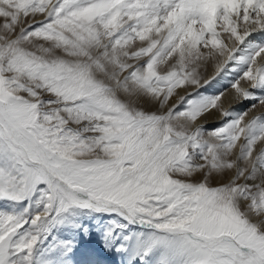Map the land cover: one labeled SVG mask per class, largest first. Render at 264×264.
I'll return each instance as SVG.
<instances>
[{
	"label": "snow or ice",
	"instance_id": "obj_1",
	"mask_svg": "<svg viewBox=\"0 0 264 264\" xmlns=\"http://www.w3.org/2000/svg\"><path fill=\"white\" fill-rule=\"evenodd\" d=\"M0 264H264V0H0Z\"/></svg>",
	"mask_w": 264,
	"mask_h": 264
},
{
	"label": "bare ground",
	"instance_id": "obj_2",
	"mask_svg": "<svg viewBox=\"0 0 264 264\" xmlns=\"http://www.w3.org/2000/svg\"><path fill=\"white\" fill-rule=\"evenodd\" d=\"M213 68L211 66L208 67L207 69V72H206V75L210 76L213 72ZM246 106H248L247 102L243 103V104H234L232 105V107L238 109V110H243L242 108H245ZM214 119H219L218 116H212V117H207L205 119H202L200 121V123L202 122H208V121H211V120H214Z\"/></svg>",
	"mask_w": 264,
	"mask_h": 264
},
{
	"label": "rangeland",
	"instance_id": "obj_3",
	"mask_svg": "<svg viewBox=\"0 0 264 264\" xmlns=\"http://www.w3.org/2000/svg\"><path fill=\"white\" fill-rule=\"evenodd\" d=\"M183 94V93H182ZM175 102V100H173V103ZM247 107V106H246ZM245 107V108H246ZM242 109H244V108H242ZM257 111V114L261 111L260 109H257L256 110ZM219 122V119H214V120H211V121H208V122H202V123H204L205 125H206V127H208V128H212V127H214V126H216V124Z\"/></svg>",
	"mask_w": 264,
	"mask_h": 264
}]
</instances>
